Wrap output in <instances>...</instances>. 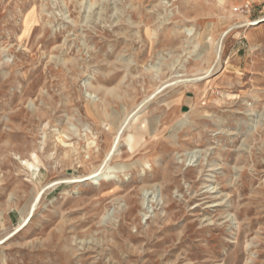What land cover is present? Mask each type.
I'll return each instance as SVG.
<instances>
[{
  "label": "rangeland",
  "instance_id": "rangeland-1",
  "mask_svg": "<svg viewBox=\"0 0 264 264\" xmlns=\"http://www.w3.org/2000/svg\"><path fill=\"white\" fill-rule=\"evenodd\" d=\"M0 264H264V0H0Z\"/></svg>",
  "mask_w": 264,
  "mask_h": 264
},
{
  "label": "bare ground",
  "instance_id": "bare-ground-1",
  "mask_svg": "<svg viewBox=\"0 0 264 264\" xmlns=\"http://www.w3.org/2000/svg\"><path fill=\"white\" fill-rule=\"evenodd\" d=\"M226 34V33H225ZM223 36H225L224 34H222L221 35V37H219L220 38V40H221V38H223ZM220 40H219V42H217V48H216V54H217V58L219 57V54H220ZM222 43H223V41H222ZM221 43V44H222ZM126 121H127V119L121 124V126L119 127V129H118V136L119 135H121V133H122V131H123V125H125L126 124ZM120 137V136H119ZM117 142V141H116ZM116 143H114V146H116L115 145ZM108 161H109V156L108 157H106V159L102 162V164H104V165H106L107 163H108ZM104 168H102V169H97V170H95V171H93L92 173H90L89 175H87L86 176V178H85V180H95V181H99L100 180V177L103 175V172H102V170H103ZM102 178V177H101ZM41 194V193H40ZM235 216H237V215H235Z\"/></svg>",
  "mask_w": 264,
  "mask_h": 264
}]
</instances>
